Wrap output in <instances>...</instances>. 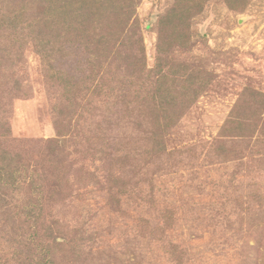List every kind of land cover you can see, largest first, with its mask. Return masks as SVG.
<instances>
[{"label": "trees", "instance_id": "obj_1", "mask_svg": "<svg viewBox=\"0 0 264 264\" xmlns=\"http://www.w3.org/2000/svg\"><path fill=\"white\" fill-rule=\"evenodd\" d=\"M221 1L237 14L250 0ZM140 3L0 0V264H121L124 243L139 264H198L185 233L226 246L222 264H264V91L245 86L217 133L178 143L222 76L195 30L218 1L168 0L153 64ZM28 48L56 130L43 140L11 125L32 92Z\"/></svg>", "mask_w": 264, "mask_h": 264}, {"label": "rangeland", "instance_id": "obj_2", "mask_svg": "<svg viewBox=\"0 0 264 264\" xmlns=\"http://www.w3.org/2000/svg\"><path fill=\"white\" fill-rule=\"evenodd\" d=\"M167 1L141 0L138 7V14L144 28L149 64H153L156 57L155 23L159 14L165 11ZM217 1L216 5H212L198 18L195 30L205 36V39H198H202L199 47L201 54L204 55L205 66L209 70L220 71L222 76L213 87L211 94L202 98L200 103L196 104L183 119L185 125H182L181 133L178 132V143L187 140L182 134L190 135L189 130L195 129L202 134L217 133L235 102L237 93L245 86L264 91V0H250L245 13L237 14L229 11L221 0ZM219 51H221L220 54H218ZM26 57V69L31 77L32 92L30 96L20 98L14 103L11 119L13 136L29 140L55 137L56 130L51 115V103L45 92L41 60L30 48L26 51ZM180 59L184 60L186 57ZM166 182L172 190L175 186L177 188L180 186L175 178H168ZM128 231L135 233L133 230ZM116 234L120 237L121 232ZM185 235L186 233L179 239L185 240V245H192L190 246L192 253H197L195 256L206 252L205 259L198 261V264L228 263L232 257L226 246V249L222 251L221 247L213 248L207 245L211 241L208 236L196 239V237ZM124 246L127 247V243L119 246L118 250L130 253L120 263L139 264L138 249L137 251L133 248L127 250Z\"/></svg>", "mask_w": 264, "mask_h": 264}]
</instances>
